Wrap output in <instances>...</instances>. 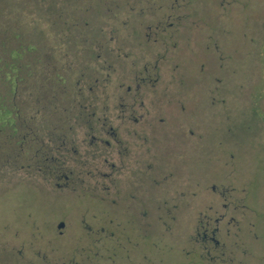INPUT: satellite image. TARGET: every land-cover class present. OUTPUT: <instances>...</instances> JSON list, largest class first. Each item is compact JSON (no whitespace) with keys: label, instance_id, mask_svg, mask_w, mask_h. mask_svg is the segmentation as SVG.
<instances>
[{"label":"rangeland","instance_id":"374dc122","mask_svg":"<svg viewBox=\"0 0 264 264\" xmlns=\"http://www.w3.org/2000/svg\"><path fill=\"white\" fill-rule=\"evenodd\" d=\"M0 119V264H264V0H0Z\"/></svg>","mask_w":264,"mask_h":264},{"label":"trees","instance_id":"16d2710c","mask_svg":"<svg viewBox=\"0 0 264 264\" xmlns=\"http://www.w3.org/2000/svg\"><path fill=\"white\" fill-rule=\"evenodd\" d=\"M21 55L22 54L19 51H13V56L12 57H13L14 63H13V65L10 66L11 67L10 68L11 69V73L13 74L12 75V83L15 82L13 79L17 78L16 74L19 71L17 62H15V61L19 60L21 58ZM0 124L5 125L6 124V120H1L0 119Z\"/></svg>","mask_w":264,"mask_h":264},{"label":"flooded vegetation","instance_id":"af4514ba","mask_svg":"<svg viewBox=\"0 0 264 264\" xmlns=\"http://www.w3.org/2000/svg\"><path fill=\"white\" fill-rule=\"evenodd\" d=\"M61 170H63L61 167L55 169V174H58V175H59V176H58V179H60V178H61V179L64 178V179H67V180H68V176H67V175H62V174H61V172H62ZM106 176H107V175H106ZM216 232H217V231H214V232L212 233V235L215 236ZM213 236L211 237V240H212L213 242H215L216 245H219V242H218ZM204 238H205V239L208 238V234H207V233L204 234Z\"/></svg>","mask_w":264,"mask_h":264},{"label":"water","instance_id":"95a60500","mask_svg":"<svg viewBox=\"0 0 264 264\" xmlns=\"http://www.w3.org/2000/svg\"><path fill=\"white\" fill-rule=\"evenodd\" d=\"M63 227H64V224L60 225V227H59V228L61 229V228H63Z\"/></svg>","mask_w":264,"mask_h":264}]
</instances>
